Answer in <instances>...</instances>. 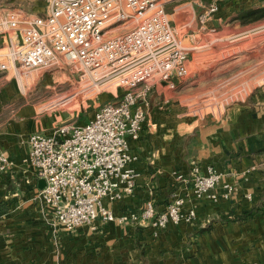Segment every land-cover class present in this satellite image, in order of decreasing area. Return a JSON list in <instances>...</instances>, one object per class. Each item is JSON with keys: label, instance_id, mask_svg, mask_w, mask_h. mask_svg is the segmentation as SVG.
I'll return each mask as SVG.
<instances>
[{"label": "crops", "instance_id": "1", "mask_svg": "<svg viewBox=\"0 0 264 264\" xmlns=\"http://www.w3.org/2000/svg\"><path fill=\"white\" fill-rule=\"evenodd\" d=\"M177 1L172 13L166 11L168 15L191 8L202 30L198 16L214 0ZM37 3L0 0V17L9 11L42 16L45 11L40 14ZM216 3L218 10L205 24L214 29L230 20L249 22L244 19L247 12L264 9V0ZM171 23L177 31L176 22ZM4 47L0 35V63L5 60ZM158 85L167 87L162 82L152 88L139 138L130 141L136 156L130 165L138 172L134 190L120 200L104 198L103 203L116 215L139 212L147 200L161 211L178 195L183 198V210L194 209V219L168 223L156 235L148 222L120 224L100 217L66 230L56 225L51 206L39 199V178L28 158V135L51 132L56 119L40 114L39 105L23 91L22 76L18 81L11 69H0V151L10 160L0 170V264L264 262V84L218 112L196 116L171 110L169 98L159 95ZM208 164L221 173L212 190L216 198H196L191 181L176 175L189 176L195 165L204 171ZM224 182L235 186L227 198L223 197Z\"/></svg>", "mask_w": 264, "mask_h": 264}, {"label": "built area", "instance_id": "2", "mask_svg": "<svg viewBox=\"0 0 264 264\" xmlns=\"http://www.w3.org/2000/svg\"><path fill=\"white\" fill-rule=\"evenodd\" d=\"M46 1L42 16L9 11L0 17L7 48L0 69H11L19 81L22 73L68 63L77 84L48 106L73 98L83 102L102 91L111 95L83 123L62 122L51 132L28 135L29 161L36 177L45 181L38 197L51 206L56 225L72 230L100 217L120 224L148 222L156 235L168 223L192 222L194 209L183 210L178 195L161 211L147 200L139 212L116 215L103 203L104 198L120 200L134 190L138 172L130 165L136 157L130 141L139 138L152 88L162 82L173 88L189 74L191 47L172 25L166 0ZM217 10L214 0L199 14L200 29L207 28ZM9 164L0 151V170ZM176 177L191 181L194 197L216 198L212 190L221 173L212 164L204 171L195 165L189 176ZM222 189L227 198L235 186L224 182Z\"/></svg>", "mask_w": 264, "mask_h": 264}, {"label": "rangeland", "instance_id": "3", "mask_svg": "<svg viewBox=\"0 0 264 264\" xmlns=\"http://www.w3.org/2000/svg\"><path fill=\"white\" fill-rule=\"evenodd\" d=\"M46 2L38 0L36 6L40 14L46 10ZM168 2L165 8L169 13L173 12L171 7L180 3L177 0ZM193 16V10L188 7L169 15L178 26V35L182 38L189 35L188 39L184 38L186 45L191 47L189 74L173 88L158 85L159 95L169 98L170 109L189 116L218 112L264 84V16L246 23L221 22L214 31H208V27L199 30L196 15ZM6 50V47L2 49L3 56ZM76 81L75 71L64 61L22 73L25 95L30 94V100L39 105L40 114L55 117L54 126L62 122H83L97 105L110 99L111 95L102 91L83 102L73 98L48 106L58 95L73 89ZM43 105L47 107L41 109Z\"/></svg>", "mask_w": 264, "mask_h": 264}, {"label": "trees", "instance_id": "4", "mask_svg": "<svg viewBox=\"0 0 264 264\" xmlns=\"http://www.w3.org/2000/svg\"><path fill=\"white\" fill-rule=\"evenodd\" d=\"M264 15V9L263 10H251L250 12H247L246 15H244V19L246 21H250V20H255L260 18L261 16Z\"/></svg>", "mask_w": 264, "mask_h": 264}, {"label": "water", "instance_id": "5", "mask_svg": "<svg viewBox=\"0 0 264 264\" xmlns=\"http://www.w3.org/2000/svg\"><path fill=\"white\" fill-rule=\"evenodd\" d=\"M38 184H39V187L42 188L45 184V181L44 179L40 178L39 181H38Z\"/></svg>", "mask_w": 264, "mask_h": 264}]
</instances>
